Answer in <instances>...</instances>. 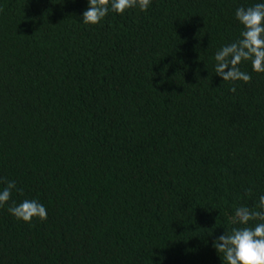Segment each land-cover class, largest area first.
Instances as JSON below:
<instances>
[{
    "label": "trees",
    "instance_id": "1",
    "mask_svg": "<svg viewBox=\"0 0 264 264\" xmlns=\"http://www.w3.org/2000/svg\"><path fill=\"white\" fill-rule=\"evenodd\" d=\"M257 3L85 25L88 0H0V264H223L213 243L264 195V73L223 81L215 55ZM24 200L47 219L17 220Z\"/></svg>",
    "mask_w": 264,
    "mask_h": 264
},
{
    "label": "clouds",
    "instance_id": "2",
    "mask_svg": "<svg viewBox=\"0 0 264 264\" xmlns=\"http://www.w3.org/2000/svg\"><path fill=\"white\" fill-rule=\"evenodd\" d=\"M151 0H88V8L82 16L85 25H96L108 14L109 9L122 14L130 8L146 11ZM242 25L240 38L222 47L215 55V72L223 81L248 83L251 76L241 71L239 65L249 61L252 70L264 73V3L247 8L240 7L235 13ZM235 88L232 89L235 92ZM6 186L0 190V207L11 198L16 189L15 182L0 179ZM250 191V190H249ZM8 211L17 220L30 223L34 218L47 219L46 207L36 200L13 203ZM236 225L231 231H224L213 248L223 257V264H264V195L259 197L256 208L240 206L231 217Z\"/></svg>",
    "mask_w": 264,
    "mask_h": 264
}]
</instances>
